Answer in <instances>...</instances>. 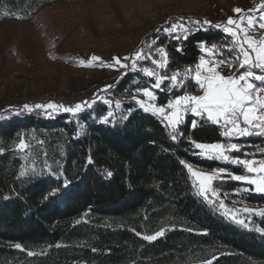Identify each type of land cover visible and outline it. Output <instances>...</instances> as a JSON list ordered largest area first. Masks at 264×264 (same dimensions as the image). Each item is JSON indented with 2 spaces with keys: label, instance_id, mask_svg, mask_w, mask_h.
<instances>
[{
  "label": "trees",
  "instance_id": "1",
  "mask_svg": "<svg viewBox=\"0 0 264 264\" xmlns=\"http://www.w3.org/2000/svg\"><path fill=\"white\" fill-rule=\"evenodd\" d=\"M67 1L79 0H0V23L28 19L46 6ZM179 18L170 17L158 27L161 32L153 31L144 40L159 37L157 44L169 53L170 69L198 62L203 54L200 41L226 42L227 34L215 28L194 32L187 40L168 37L163 27ZM140 64L150 66L146 60ZM148 82L139 71L127 70L107 91L86 99L96 103L75 116L23 108L37 103H24L0 116V264H264V232L256 230L264 229V216L250 214L244 220L248 227L236 223L218 205L195 194L192 178L180 163L183 160L197 170L227 168L242 174L239 166L201 157L188 139L220 141L218 127L198 124L193 129L191 121L198 118L188 114L180 126L184 136L172 141L160 118L135 102L122 101L116 108L117 101ZM188 90L198 92L194 87ZM156 95V103L163 104L172 93L156 90ZM80 102L61 104L71 107ZM109 111L114 115L105 124ZM21 139L33 142L43 164L23 177L19 173L24 159L16 147ZM239 142L245 153L257 159L264 155L259 151L264 137ZM65 177L71 183L62 188ZM58 187L59 195L44 199ZM214 187L225 205L264 210V193L237 191L247 187L241 182L217 180ZM161 229L164 234L155 240L143 238Z\"/></svg>",
  "mask_w": 264,
  "mask_h": 264
},
{
  "label": "snow or ice",
  "instance_id": "2",
  "mask_svg": "<svg viewBox=\"0 0 264 264\" xmlns=\"http://www.w3.org/2000/svg\"><path fill=\"white\" fill-rule=\"evenodd\" d=\"M233 11L236 14L245 12L241 8H235ZM254 12H259L260 15L258 17L252 15L251 13ZM208 28L220 29L230 39L226 37V42L223 44L209 45L206 41L198 42V47L203 54L198 62L183 69L169 68V53L166 46L157 44L159 37L152 39L143 47H138L128 56L114 57L111 64H104L102 58L96 55L91 56L88 62L80 60L78 63L80 66L91 67L92 62L100 61L101 66L113 67L117 70L139 71L143 76L148 77V85L138 86L131 99L144 112L160 118L172 141H177L184 136L180 126L185 123V117L188 114L198 118L191 121L193 129L198 124L217 126L222 140L202 143L188 137L192 147L199 150L197 154L201 157L239 166L243 170L242 174H236L227 168H217L207 173L196 170L183 160L180 163L187 168L193 187L196 189V195L202 197L210 205H218L236 223L248 227L243 219H238L237 214L223 203L218 187H214V182L233 180L247 185L237 191L264 193V155L257 159L252 153H245L244 145L239 142L241 138L264 137V0H260L256 8L248 9L246 14L239 16L238 19L229 17L226 22L213 24L207 18L201 20L180 17L176 22L170 20L169 25L163 27L162 30L168 37L181 41L187 40L194 32L207 31ZM155 31L159 33L161 28ZM141 43L145 44L143 41ZM176 50L183 51L179 47ZM52 59L55 57L53 56ZM145 60L150 62V66H142L139 63ZM225 67L229 69L227 75L224 74ZM126 74L127 71L122 73V75ZM134 83L139 85L140 81L136 80ZM111 87L112 85H106L101 91H107ZM191 87H194L199 94L189 91ZM156 90L172 93V95L166 103L158 104L156 103L158 99ZM141 96L144 99H141ZM100 99L103 100V97ZM95 103L96 100L92 99L69 107L49 102L48 104H37L35 108L62 110L75 116L85 108H91ZM104 103L110 104L111 101L104 100ZM120 107L121 104L117 101L116 108ZM23 108L32 111V107L27 104ZM113 115L114 113L109 111L102 122L110 123L109 118ZM123 118L126 119L127 116ZM16 147L24 150L28 148V144L21 139ZM259 151L264 154V148H260ZM234 153H240V155H233ZM91 162V156H89L88 163ZM26 174L27 170L22 168L19 175L23 177ZM107 175L111 176L112 173L108 172ZM70 183L71 181L65 177L61 187L67 188ZM60 191V187L53 188L44 199H48L49 196L55 197ZM243 211L264 216V210L245 207ZM256 230L264 232V229ZM163 234L164 230L161 229L143 238L153 241ZM15 247L21 248V245L16 244ZM28 254L33 255L34 253L29 252ZM208 264L211 262L209 261Z\"/></svg>",
  "mask_w": 264,
  "mask_h": 264
},
{
  "label": "rangeland",
  "instance_id": "3",
  "mask_svg": "<svg viewBox=\"0 0 264 264\" xmlns=\"http://www.w3.org/2000/svg\"><path fill=\"white\" fill-rule=\"evenodd\" d=\"M152 1L153 13L158 14L152 15L155 20H143L144 25L139 32L126 15L125 8V4L129 3L137 10L138 18H144L136 0L55 3L42 8L28 19L0 23V116L24 103H73L95 96L106 85L116 82L127 70L101 66L100 61L92 62L91 67L80 66L78 62H88L91 56L96 55L102 58L104 64H111L114 57L128 56L138 47L145 46L146 43L141 42L172 16H196L221 23L229 17L238 19L260 2L196 0L191 4L182 0H166L160 4L156 0ZM235 8L244 9L245 12L236 14L233 11ZM107 14L113 17V22L105 19ZM251 14L256 17L260 15L259 12ZM53 56L55 59H52ZM224 74H229L227 67L224 68ZM131 96H124L120 104L122 101H133ZM140 98L144 99L143 96ZM37 104L29 106L35 108ZM41 110L47 115L62 112ZM25 143L28 144L27 149L17 148L24 159L23 168L27 173L38 171L43 164H40L33 150L34 144L30 141ZM62 160L63 153L59 152L57 162L61 163ZM199 171L211 173L213 170ZM226 206L237 214L238 219L243 220L250 215L243 211L245 207L258 210L247 205Z\"/></svg>",
  "mask_w": 264,
  "mask_h": 264
},
{
  "label": "bare ground",
  "instance_id": "4",
  "mask_svg": "<svg viewBox=\"0 0 264 264\" xmlns=\"http://www.w3.org/2000/svg\"><path fill=\"white\" fill-rule=\"evenodd\" d=\"M156 1L160 4L166 2V0H156ZM182 2H186V3L189 2L193 4L194 2H196V0H182ZM136 3L139 7L138 9L141 11L145 19L141 17L138 18L139 15H138L137 10L135 8H132L129 3L125 4V8H126V15L133 21V26L135 30L139 32L141 31V28L144 25L143 20H146V19L155 20V17L152 15L154 14L156 16L158 13H155V12L153 13L154 5H153L152 0H136ZM105 19L108 20L109 22H113V17L109 14L105 16Z\"/></svg>",
  "mask_w": 264,
  "mask_h": 264
},
{
  "label": "crops",
  "instance_id": "5",
  "mask_svg": "<svg viewBox=\"0 0 264 264\" xmlns=\"http://www.w3.org/2000/svg\"><path fill=\"white\" fill-rule=\"evenodd\" d=\"M258 17V16H257Z\"/></svg>",
  "mask_w": 264,
  "mask_h": 264
}]
</instances>
